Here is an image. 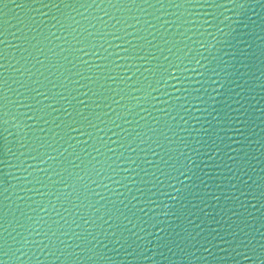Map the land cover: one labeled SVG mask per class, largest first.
<instances>
[{
    "label": "water",
    "instance_id": "95a60500",
    "mask_svg": "<svg viewBox=\"0 0 264 264\" xmlns=\"http://www.w3.org/2000/svg\"><path fill=\"white\" fill-rule=\"evenodd\" d=\"M0 264H264V0H0Z\"/></svg>",
    "mask_w": 264,
    "mask_h": 264
}]
</instances>
